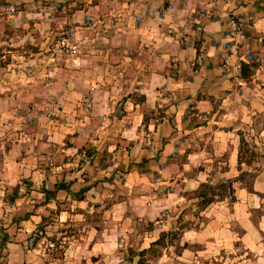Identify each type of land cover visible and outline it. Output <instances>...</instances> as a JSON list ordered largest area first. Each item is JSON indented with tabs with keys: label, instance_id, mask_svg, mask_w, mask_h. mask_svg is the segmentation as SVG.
Instances as JSON below:
<instances>
[{
	"label": "crops",
	"instance_id": "obj_1",
	"mask_svg": "<svg viewBox=\"0 0 264 264\" xmlns=\"http://www.w3.org/2000/svg\"><path fill=\"white\" fill-rule=\"evenodd\" d=\"M7 1L21 10L0 14L1 52L38 55L61 33L80 51L24 92L9 75L1 100L57 120L0 129V200L19 184L0 262L31 264L36 231L71 228L83 264H264V0ZM232 16L247 23L240 69L221 63Z\"/></svg>",
	"mask_w": 264,
	"mask_h": 264
},
{
	"label": "rangeland",
	"instance_id": "obj_2",
	"mask_svg": "<svg viewBox=\"0 0 264 264\" xmlns=\"http://www.w3.org/2000/svg\"><path fill=\"white\" fill-rule=\"evenodd\" d=\"M49 1L53 2V0H49ZM12 7H15V5H9V1L0 0V14L6 15L7 12H9L10 14H16L19 13L21 10L19 8L15 12H12L10 10V8ZM5 28H6L5 26L0 27V49L3 48V50H5L6 47L10 48L9 43L5 41L9 40L7 34H12L9 28L6 29ZM62 34L65 33H61L53 37L48 43V48H46L42 52L41 50L38 51L36 53L38 55H31L30 53L29 54L17 53L15 51H12V53L6 51L3 52L0 51V66H3V68L0 69V82L2 81L4 82L3 87L2 85H0V115L2 116L1 113H5L11 110V113L14 116V117L4 116V118H1L0 129L1 127L4 126L8 129L9 132L13 130L14 138L20 137L21 136L20 132L26 130L23 127L31 129L33 125L40 124V121L43 120L41 119L42 117H46L45 119L48 120L49 123L56 122L57 120L55 119L56 114H54L55 113L54 110H50L49 112L44 111V109L39 107L35 102L27 101L25 96L20 95L18 92H17V96H15L14 101L4 100V99L1 100V98L4 97L7 93L11 94L14 93L15 90H17V87H14L9 82H7L11 78V76H9L10 74L13 75L12 76L13 78L20 76L21 87L19 86L18 88L20 89L21 92H24L25 86L27 85V84L25 85L24 83H30L31 79L37 78V76L40 77L42 75H44L45 79L48 80L49 79L48 69L50 67H52L54 70H57V68L60 67V65L64 63V61H68V59L72 58L67 56L64 57L61 56L59 58H55L54 56L53 45L56 43V41ZM33 53L35 52L33 51ZM9 64L10 65L13 64V65L8 66ZM87 104H89V102H87ZM9 132H7V134H3L1 137H4L5 135L9 136ZM32 133L37 134V132H35L34 130H32ZM0 151H1L0 156L6 159L8 157V154L4 153L5 147L3 146L0 149ZM3 185L6 186V188L2 187L3 190L10 189V191L9 194L6 196L7 199L5 198L6 201L0 200V207H3L4 209L3 212L8 214L9 197H11L10 194L14 193L15 190L19 189V184L15 183L13 185L8 186V184L3 183ZM212 190L213 188L208 187V188H204L203 191L207 195V197L213 198L211 193ZM200 206L204 207L205 204L200 203ZM147 225H149L150 227L154 226V224H147ZM51 230L53 232V234L51 235L41 234L40 230L35 232L36 233L35 239H33L34 246L29 245V247L32 246L31 248H38L39 250H42V252L41 251L35 252V259L34 262L31 264H83L82 262H74L72 259H70L71 260L70 261L67 258L66 253L67 250L70 248L69 245H71V243L68 242L69 240L64 239V237H67L68 235H72L71 228L67 230L66 228H64V234H58V232L53 230V228ZM65 231L68 232L65 234ZM4 234L5 232L0 230V236ZM0 248H2L3 250L4 249L7 250L8 246L4 245L3 247H1L0 245ZM158 254H159V248H156L155 250L153 249L152 252L150 251V257L152 256L155 257ZM0 264H8V262L2 260Z\"/></svg>",
	"mask_w": 264,
	"mask_h": 264
},
{
	"label": "built area",
	"instance_id": "obj_3",
	"mask_svg": "<svg viewBox=\"0 0 264 264\" xmlns=\"http://www.w3.org/2000/svg\"><path fill=\"white\" fill-rule=\"evenodd\" d=\"M18 7H12L10 10L15 12ZM228 28L225 32L228 37V42L224 47V54L221 60L223 67H229L232 65L235 69L241 68V62L239 60L241 49L245 43V28L247 26L244 18L232 16L228 19ZM55 58L59 57H72L76 58L79 55L80 43L78 38H72L67 34H62L56 43L53 45ZM258 60L253 54L247 53L245 62H254ZM197 62L194 61V66L196 67Z\"/></svg>",
	"mask_w": 264,
	"mask_h": 264
},
{
	"label": "trees",
	"instance_id": "obj_4",
	"mask_svg": "<svg viewBox=\"0 0 264 264\" xmlns=\"http://www.w3.org/2000/svg\"><path fill=\"white\" fill-rule=\"evenodd\" d=\"M256 67H257V64H246V63L243 64V66H242L243 75L245 77H247L248 73H250ZM208 187H209L208 185H204L203 190H204V188H208ZM61 188H62V186L56 185V190L61 189ZM201 195L203 196V199H202V201L200 203L207 205V204L212 202V198L207 197V195L204 193V191L202 192ZM7 238H8V235L6 233L4 235L0 236V245H1V247H3L5 245Z\"/></svg>",
	"mask_w": 264,
	"mask_h": 264
}]
</instances>
